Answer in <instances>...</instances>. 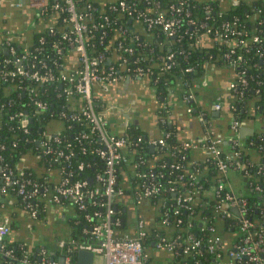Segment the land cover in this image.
<instances>
[{
    "label": "built area",
    "instance_id": "2783aa9c",
    "mask_svg": "<svg viewBox=\"0 0 264 264\" xmlns=\"http://www.w3.org/2000/svg\"><path fill=\"white\" fill-rule=\"evenodd\" d=\"M136 1H13L15 6L26 5L33 11L34 17L40 22L39 27L34 31L35 34L42 29L55 34L53 28L61 26L57 24L61 12L64 13L62 20L68 29L62 30L60 35L51 42L52 56L47 53L43 56L39 54V46L34 45L33 41L35 35L30 42L22 44L17 42V37L8 35L0 38V43L9 54L0 62V79L8 80L21 76L28 81L21 88L27 95L31 108L24 107V110L15 112L11 117H17L23 132H28L30 123L38 119V116L45 111H49L51 117H64L71 121L89 123V131H80L75 138L81 141L95 134L98 145L90 151L102 160V167L92 179L70 180L72 172L66 166L74 155V149L68 143L62 146L63 138L55 129L53 123L55 121L52 119V122L45 127L39 126L41 137L37 139V145L40 151L28 149L35 152L36 157L44 165L45 169L40 176L22 168L19 164L20 158L13 166L0 162L2 181L0 189L8 193L10 188L16 193L14 195H20L23 200L27 199L24 210L30 219L42 218L38 217L40 201L45 203L46 212L48 206L67 203L74 211L65 223V227H62V223L54 224V232L51 228H47V234L52 235L55 232L59 234L56 238L57 245L55 244L52 248L45 243L29 244L27 242L8 246L5 238L11 227L9 221H0V264H16L17 262L78 264L77 255L81 250L92 252V264H154L145 245L146 238L150 236L154 228L156 231L150 237L151 243L155 249L169 256V264H188L186 260L188 255L195 256L194 264H264V158L258 161L253 159L243 161L238 158L239 150H234L233 156L236 159L233 162H227L221 154L219 143L222 142V138L220 136L213 137L206 143L184 141L181 145L188 153L193 149L207 148L210 155L214 157V165L218 173L209 188H186L184 191H177L175 181L182 179L183 174L172 179L166 178L161 169L157 171L152 168L141 169L142 156L147 155V152L138 153L136 157L130 152V148L134 146L132 144L143 140L141 136H138L133 142L127 136V129L137 126L136 124L132 121L124 124L121 134H114L108 126L101 91L110 89L124 76L143 77L147 82L155 84L157 88L160 86L158 78H150V67L144 69L139 64L130 66L126 54H132L134 48L132 45H123L118 38L119 34L126 33L127 28L133 29L137 26L140 28L141 35L131 34L130 37L140 44L142 42L138 40H142V33L148 36L145 30L158 26L167 36L175 37L181 20L178 13L186 2V0H179L177 3H172L169 6L171 15H167L159 9L157 1L153 0L152 8L147 10L138 8ZM232 1L237 2V0ZM101 7L118 10L125 16L126 21L124 24L117 25V30L114 32L116 42L106 44L96 53H92L90 43L87 41L92 36L91 32L93 29L106 27L109 24L108 15L99 13ZM94 13L100 19H94ZM186 15H189L188 10ZM188 22L192 23V19ZM200 27L204 28L205 35L220 40L225 38L224 31L236 32L229 22H224L222 29L208 27L205 22H202ZM252 38L253 41H260L256 34ZM11 39L17 42L18 48L10 42ZM43 39V35H40L38 42H43ZM241 42L239 40L237 43ZM72 52L77 55L78 63L75 67L69 68L67 61ZM233 52L234 49L230 48L222 55L231 59L230 64L243 59L241 54H237L233 59L231 57ZM111 53L114 55V60L110 56ZM215 53L220 56L219 50ZM118 55H120L119 58ZM138 60L137 57L135 62ZM174 62L175 54L169 51L160 67L168 70ZM7 65L11 67L6 68ZM153 66L159 67L158 64ZM211 66L212 64L209 67ZM192 69L187 67L185 71ZM202 77L201 84L205 85L207 80L205 75ZM50 83L58 86V89L55 87L56 96L64 101L62 109L56 112L52 111L50 101L40 98L38 93L39 88L46 91ZM180 83H165L159 89L162 90L166 85L179 86ZM228 87L234 93L242 95L249 88V78L239 73L236 79L229 81ZM189 90L188 92L182 90V94L188 111H193L187 101L195 96L192 89ZM165 107L166 105H161L155 115L157 116L163 109L165 115H161L159 120L169 124ZM213 107L219 110L222 109V104L214 102ZM229 107H233V104L228 103ZM241 120L232 119L228 126L235 135L233 138L235 145L241 142L237 133ZM144 141L150 148L153 146V150L166 144L163 136H150ZM80 147L84 150V147ZM62 161L67 163L61 164ZM122 165L130 166L128 173L120 171ZM84 166L83 161L77 164L78 169H83ZM169 166L179 168L180 164L171 163ZM51 173L55 174V181L52 183L49 181ZM230 173L237 175L242 185L248 184L258 191L260 201L254 213L252 209L249 211L247 198L236 189ZM120 176L123 183L124 180L128 181V178L135 179L136 189L128 197H125L124 185L119 184ZM160 178H163L164 182L160 181ZM188 178L192 184L197 179V175L189 173ZM169 193L171 195L168 197L164 196ZM154 198L159 201L156 202ZM30 199L32 202L29 201ZM87 201L92 202V209L84 213L87 221L80 232L84 237L80 238L73 235L70 219L75 216L76 208L85 210ZM121 203L133 205L128 209L129 214L125 218L120 216L121 210L118 209ZM185 214L187 220L184 219ZM162 229L164 232H160ZM17 246H20L23 251L21 255L15 253L14 248ZM31 252L37 256L34 262L29 260ZM178 254L182 258L178 257ZM200 255H204V258L200 259ZM60 257H63V261Z\"/></svg>",
    "mask_w": 264,
    "mask_h": 264
},
{
    "label": "trees",
    "instance_id": "16d2710c",
    "mask_svg": "<svg viewBox=\"0 0 264 264\" xmlns=\"http://www.w3.org/2000/svg\"><path fill=\"white\" fill-rule=\"evenodd\" d=\"M153 0L145 2V0H137L136 6L142 10L151 9L153 6ZM159 3V9L165 12L167 15H171V9L169 6L172 3H177L179 0H154ZM186 10L189 11V15H186ZM103 12V13H102ZM101 15L107 14L109 18V24L106 27L93 29L92 36L88 38L92 53H96L99 48H102L106 44H111L114 40V32H116L117 25L124 24L126 21L125 16L118 10H111L110 8L101 7L99 9ZM98 13V14H99ZM52 15V14H49ZM181 20L177 27L176 36H167L164 31L156 26L145 30L149 35L145 36L143 33L142 40H138L142 43L137 44L134 39L130 37L131 34H140V28L137 26L133 29L127 28L126 33L119 34V39L123 45H132L134 51L132 54H126L130 66L136 64L141 65L144 69L150 67V78H158V89L165 83L173 84L176 82H182L181 88L183 92L190 91L194 94V98L187 101V104L192 107L193 110L204 107L198 103L197 98L200 94L201 87L205 85L201 84L202 76L206 75L210 64L220 68H225L226 75L228 77V83L230 80H234L238 77L239 73L245 74L249 78V88L244 91L242 95L234 93L227 83V88L232 98L229 102L233 104V107L228 108V120L242 119L246 115L259 114L264 122V0H186L182 10L178 13ZM64 13H60L58 17V27H54L55 34L50 33L47 29H42L35 34L34 45L39 46V54H48L52 56V50L50 49L51 42L60 35L61 31L68 29L62 20ZM57 17V16H56ZM236 18L235 20H233ZM94 19H100L97 14L94 13ZM192 19V23L188 22ZM205 22L208 27H218L222 29L224 22H229L230 26L236 30V32H225L224 39L214 38L212 36L205 35L204 28L200 27L201 23ZM118 33V31H117ZM256 34L259 36L260 41H253L252 36ZM43 35V42H38V37ZM241 43H237L238 41ZM18 48L16 41H10ZM116 42V41H115ZM234 49L231 53V57L234 59L237 54H241L243 59L240 61H234L230 64L231 59L223 57L225 51ZM219 50L220 56L215 53ZM172 51L175 54V62L168 70H163L160 66L166 54ZM9 54L4 50L3 44L0 43V62L2 58ZM138 57V62L135 59ZM232 59V60H233ZM158 64L159 67L153 66ZM11 66L7 65L6 68ZM187 67H192V70L185 71ZM184 82V83H183ZM27 79L21 76H15L12 79L3 80L0 79V156L2 157L1 163H6L9 166H13L18 159L29 149L40 151L37 145V139L41 137L39 132V126H46L52 120L55 122V129L58 130L63 138V145L68 143L70 147L74 149V155L66 166L71 170L70 180L76 178H94L95 173L102 167V160L90 150L98 145L97 137L92 134L90 138L82 139L78 141L75 136L80 131H89L90 124L85 121H71L69 118L64 117H51L49 111H45L38 116V119H34L28 127V132H23V129L19 126L15 112L24 110V107L31 108L28 103L29 99L26 94L22 92V85L27 84ZM207 83V82H206ZM47 90L42 91L39 88L40 98L50 101L52 111L62 109V103H64L61 97L56 96V89L58 86L55 83L47 85ZM258 90V91H257ZM243 109V110H242ZM208 115L209 111L204 108ZM226 110V109H225ZM224 111V110H223ZM161 115H165V111L162 109L156 116V122L164 134L166 144L156 147L151 150L149 144L144 140L147 136L137 126H132L127 129V136L133 141H136L138 136L143 138L142 141L132 144L130 152L136 155L146 151L147 155H143V162L140 165L141 169H155L156 171L161 169L166 178L170 177L176 179L179 174H183L182 179H176V190L184 191L186 188H209L213 184L214 178L217 175V170L214 165V157L209 155L205 160H197L190 155L185 149H183L181 143L178 141L173 126L167 122L159 120ZM227 120V123H228ZM53 125V126H54ZM229 129V127H228ZM264 132V131H263ZM260 133L257 136H250L239 144H233V138L235 135L231 133L227 142L219 143L221 148V154L227 162H233L236 157L233 156L234 150H239L240 160L255 159L254 157H260L259 160L264 158V134ZM167 133V134H166ZM235 145V146H234ZM261 145V148L259 146ZM84 147V150L80 147ZM47 158V155L45 156ZM83 161L85 166L83 169H78L77 164ZM197 161V162H196ZM66 161H62L61 164H66ZM171 163L180 164L179 168L169 166ZM164 164V166H162ZM130 170L129 165H122L120 171L128 173ZM189 173H195L197 179L190 184L188 178ZM90 181V180H89ZM160 181L164 182L163 178ZM119 184L124 185L125 197H128L135 189V179L128 178L124 180V183L119 179ZM9 194H16L12 189H8ZM239 193L247 198L249 211L252 209V213L255 211V207L260 201L258 191L250 187L241 185L238 188ZM171 195L164 194L165 197ZM17 203L24 208L27 199L23 200L20 195H14ZM157 198V197H156ZM154 198V199H156ZM30 199L29 201H31ZM39 201V200H38ZM159 199H156L158 202ZM126 202V200H125ZM38 217H42L46 213V205L43 201H40ZM85 210L76 208L75 216L70 219L73 235L76 237H84L80 232L82 231L86 219L84 213L87 210L92 209V202L87 201ZM118 205V204H117ZM163 208V207H162ZM118 209L121 210L120 216H128V204L121 203L118 205ZM187 220V215H183ZM178 229V228H177ZM156 231L154 228L151 230L150 236L145 240V245L150 254L153 249L150 237ZM164 232V229L160 230ZM8 246H13L8 244ZM15 253L21 255L23 252L20 246H17ZM35 250V249H34ZM181 255L178 254V257ZM194 255H188L186 260L188 264H194ZM182 258V256H181ZM200 259L204 258V255L199 256ZM37 256L34 252L29 255L31 262L36 261ZM16 264H22L17 262Z\"/></svg>",
    "mask_w": 264,
    "mask_h": 264
},
{
    "label": "crops",
    "instance_id": "0c3cea01",
    "mask_svg": "<svg viewBox=\"0 0 264 264\" xmlns=\"http://www.w3.org/2000/svg\"><path fill=\"white\" fill-rule=\"evenodd\" d=\"M14 0H0V38L3 36L17 37L19 44L30 42L35 35L40 22L34 17V13L26 5L15 6ZM111 58L114 60L112 53ZM120 55H118V58ZM69 68L75 67L78 63L77 55L71 53L68 56ZM225 68L217 66L209 67L205 78L207 83L199 88L200 94L197 101L204 107H199L193 111H188L186 102L183 99L182 88L179 85H166L158 89L157 86L146 79L135 76H124L120 81L106 91H101L104 104L106 120L111 132L121 134L124 124L129 121H136L140 130L147 137H159L163 130L156 123V110L161 105H166L167 119L173 126L175 135L180 143L191 140L206 143L213 137L220 136L223 142L231 135V128L228 129L229 120L227 118L228 108L220 109L218 115L213 114V103H230L232 95L227 88L228 77ZM207 108L209 113L206 116ZM226 109V110H225ZM224 110V111H223ZM228 120V123H227ZM264 131V122L259 114H248L242 118L238 129V137L244 141L250 136H257ZM264 134V132H263ZM197 160H205L210 155L207 148L193 149L189 152ZM255 161L260 157L255 156ZM197 162V161H196ZM22 168L32 171L40 176L44 171V165L36 157V153L28 150L19 159ZM55 174L51 173L49 181H55ZM233 183L237 188L242 184L239 179ZM2 181L0 179V186ZM128 207H133L128 203ZM74 211L72 206L53 205L48 206L47 212L40 219H30L24 208L20 206L14 195H10L0 189V221H12V227L5 240L8 244L17 245L27 242L29 244L45 243L52 248L56 243L58 233L47 234V228L54 232V224L65 223ZM34 222V224H32ZM31 223V224H30ZM31 225V226H30ZM34 226V227H33ZM36 228V230H35ZM151 261L154 264H169L170 259L163 251L153 247L151 250Z\"/></svg>",
    "mask_w": 264,
    "mask_h": 264
},
{
    "label": "water",
    "instance_id": "95a60500",
    "mask_svg": "<svg viewBox=\"0 0 264 264\" xmlns=\"http://www.w3.org/2000/svg\"><path fill=\"white\" fill-rule=\"evenodd\" d=\"M222 108H228V104L227 103H223L222 104ZM220 113V109H214L213 110V114L218 115ZM31 120V119H29ZM134 123H136V121H134ZM170 124V122H169ZM151 150H153V146L151 147ZM12 221H9V225L10 227H12ZM34 224V222L32 223ZM60 260L63 261V257H60ZM77 263L78 264H92L93 263V254L90 251H86V250H81L78 251V255H77Z\"/></svg>",
    "mask_w": 264,
    "mask_h": 264
},
{
    "label": "rangeland",
    "instance_id": "374dc122",
    "mask_svg": "<svg viewBox=\"0 0 264 264\" xmlns=\"http://www.w3.org/2000/svg\"><path fill=\"white\" fill-rule=\"evenodd\" d=\"M230 176L231 177H238L237 175H235L234 173H230ZM237 178H235L234 180H236ZM237 190H238V188H237Z\"/></svg>",
    "mask_w": 264,
    "mask_h": 264
}]
</instances>
